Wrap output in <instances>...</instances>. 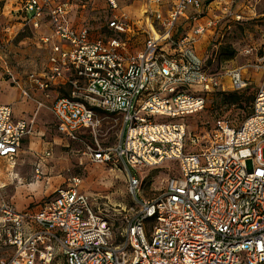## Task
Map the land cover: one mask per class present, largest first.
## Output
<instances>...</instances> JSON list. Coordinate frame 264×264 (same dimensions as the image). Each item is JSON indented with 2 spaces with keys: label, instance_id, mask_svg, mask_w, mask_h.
<instances>
[{
  "label": "built area",
  "instance_id": "built-area-1",
  "mask_svg": "<svg viewBox=\"0 0 264 264\" xmlns=\"http://www.w3.org/2000/svg\"><path fill=\"white\" fill-rule=\"evenodd\" d=\"M233 1L144 0L139 22L107 0L113 35L95 38L72 21L67 4L21 0L20 29L5 30L33 31L48 55L23 79L7 73L35 103L32 116L47 107L62 137L91 139L83 142L91 162L123 169L131 205L110 214L79 191L78 176L36 212L0 198V264H264V52L220 74L197 50L223 21L244 19ZM141 30L142 48L133 49ZM247 72L261 73L250 114L230 131L194 134L189 145L183 119L203 111L212 92L245 89ZM97 111L121 122L109 146L98 141ZM32 130L31 120L0 105V165L17 159ZM167 161L175 172L158 195L144 198L141 169Z\"/></svg>",
  "mask_w": 264,
  "mask_h": 264
},
{
  "label": "rangeland",
  "instance_id": "rangeland-1",
  "mask_svg": "<svg viewBox=\"0 0 264 264\" xmlns=\"http://www.w3.org/2000/svg\"><path fill=\"white\" fill-rule=\"evenodd\" d=\"M20 1L0 0V105H11L17 118L27 116L32 121L33 130L25 140L17 159L1 162L0 198L11 202L18 212H36L56 189L67 188L69 179L78 176L81 179L79 191L98 197L99 203H105L104 208L110 214L119 206L128 208L131 199L123 169L120 166L91 162L88 155L83 154L84 143L77 140L67 142L57 131L56 119L47 107L40 108L38 115L32 116L30 112L34 109L33 102L21 96L20 90L7 73L8 70L12 75L25 77L31 71L40 70L48 55L45 45L31 31L14 36L5 30L7 25L15 23L14 13L20 6ZM55 1L67 4L72 21L86 24L92 37L113 35L107 24L114 10L110 8L107 0ZM142 1L116 2L119 12H124L140 22L143 20L139 16ZM233 3V8L242 12L244 19L223 21L217 28L218 31H210L197 44L206 67L213 73H224L228 69L255 60L264 52V1L235 0ZM213 12L217 13L215 10ZM141 29H145V26ZM136 38L137 41L135 38L133 43L130 41L131 46L133 49H140L145 33L141 30ZM229 46L235 51L234 57L228 60L221 58V52ZM247 77L250 78L249 85L239 91V94L249 100L242 107L225 106L221 103V96L212 94L208 97L203 111L187 117L185 124L189 145L194 134L200 139L206 131L220 127L237 128L245 120L251 112L261 73L247 72ZM224 85L230 88L228 79ZM97 114L103 119L98 141L101 146H109L116 142L121 122L114 117H106L101 111H97ZM201 143H198V148ZM65 144H69V147L64 146ZM45 150H50V157L45 156ZM36 169L39 170L40 177L36 176ZM175 169L174 161L141 169L143 197L150 199L158 195L168 174L175 172Z\"/></svg>",
  "mask_w": 264,
  "mask_h": 264
},
{
  "label": "trees",
  "instance_id": "trees-1",
  "mask_svg": "<svg viewBox=\"0 0 264 264\" xmlns=\"http://www.w3.org/2000/svg\"><path fill=\"white\" fill-rule=\"evenodd\" d=\"M235 55V51L233 48H231L230 46L227 47L225 50H223L221 52V58L223 59H231L233 58ZM212 94H216L217 96H221V99H222V104L225 105V106H238V107H242L244 103H247L249 99H246V98H243L242 95L239 94V91H234V90H231V91H219V92H212L208 95V97ZM208 100V99H207ZM189 116H192V115H189ZM189 116H186L184 119H183V122L185 123V120L187 119V117ZM84 137V136H83ZM81 138V137H80ZM78 139L77 141H81L82 143L83 142H87L89 141V137L85 135L84 139ZM67 142L71 141V140H67L65 139ZM64 146H67L69 147V144H65Z\"/></svg>",
  "mask_w": 264,
  "mask_h": 264
},
{
  "label": "crops",
  "instance_id": "crops-1",
  "mask_svg": "<svg viewBox=\"0 0 264 264\" xmlns=\"http://www.w3.org/2000/svg\"><path fill=\"white\" fill-rule=\"evenodd\" d=\"M116 1H128V0H116ZM144 1V0H143ZM20 3H21V1H20ZM18 8V7H17ZM14 15L16 16V12L14 13ZM12 26L14 27V29L15 30H19L20 29V27H21V24L19 23V21L17 20V17H15V23L14 24H12ZM26 31H29V30H25L24 32H26ZM23 33V32H22ZM32 33L35 35V33L32 31ZM21 34V33H20ZM46 48V47H45ZM197 50H198V46H197ZM198 52H200V50H198ZM14 77H17V78H20V79H23L24 77H21V76H17V75H14ZM34 96L36 97V98H40V93H38V92H35V94H34ZM33 102V101H32ZM33 104H34V109L30 112L31 114L33 113V111L35 110V103L33 102ZM22 118H27V116H22ZM27 139V138H26ZM25 139V140H26ZM25 140H24V142H23V145H24V143H25ZM23 145H22V147H23ZM22 149V148H21ZM21 151V150H20ZM20 153V152H19Z\"/></svg>",
  "mask_w": 264,
  "mask_h": 264
},
{
  "label": "bare ground",
  "instance_id": "bare-ground-1",
  "mask_svg": "<svg viewBox=\"0 0 264 264\" xmlns=\"http://www.w3.org/2000/svg\"><path fill=\"white\" fill-rule=\"evenodd\" d=\"M227 131H230V128H225Z\"/></svg>",
  "mask_w": 264,
  "mask_h": 264
}]
</instances>
